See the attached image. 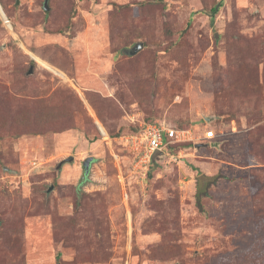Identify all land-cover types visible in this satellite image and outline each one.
Returning <instances> with one entry per match:
<instances>
[{"label": "rangeland", "instance_id": "obj_1", "mask_svg": "<svg viewBox=\"0 0 264 264\" xmlns=\"http://www.w3.org/2000/svg\"><path fill=\"white\" fill-rule=\"evenodd\" d=\"M0 3V264H264V0Z\"/></svg>", "mask_w": 264, "mask_h": 264}, {"label": "built area", "instance_id": "obj_2", "mask_svg": "<svg viewBox=\"0 0 264 264\" xmlns=\"http://www.w3.org/2000/svg\"><path fill=\"white\" fill-rule=\"evenodd\" d=\"M204 137L207 140L213 139V132L205 133ZM190 140H192L190 130L166 128L159 123H147L140 125V130L135 135H130L126 142H130L135 149L142 148L146 160L149 161L154 153L162 151L170 141L179 143Z\"/></svg>", "mask_w": 264, "mask_h": 264}, {"label": "water", "instance_id": "obj_3", "mask_svg": "<svg viewBox=\"0 0 264 264\" xmlns=\"http://www.w3.org/2000/svg\"><path fill=\"white\" fill-rule=\"evenodd\" d=\"M44 10H47V0H45V3H44ZM143 47L142 44H137L133 49L129 50L127 52V54L129 56H134L136 53H138L140 51V49ZM31 73V70L29 71V74ZM208 120V119H207ZM209 121V120H208ZM93 162V158L92 157H89L87 158L84 162H83V171H84V175H86L89 171V166L90 164Z\"/></svg>", "mask_w": 264, "mask_h": 264}, {"label": "trees", "instance_id": "obj_4", "mask_svg": "<svg viewBox=\"0 0 264 264\" xmlns=\"http://www.w3.org/2000/svg\"><path fill=\"white\" fill-rule=\"evenodd\" d=\"M1 4V3H0ZM216 10H217V8H213L212 10H211V13H215L216 12ZM86 176H87V174L86 175H84V178H83V183H85L86 182ZM205 194V193H204ZM205 196H207L206 194H205ZM198 198V201H199V197H197Z\"/></svg>", "mask_w": 264, "mask_h": 264}]
</instances>
